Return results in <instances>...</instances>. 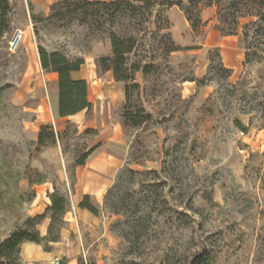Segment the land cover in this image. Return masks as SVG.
<instances>
[{
  "label": "rangeland",
  "instance_id": "1",
  "mask_svg": "<svg viewBox=\"0 0 264 264\" xmlns=\"http://www.w3.org/2000/svg\"><path fill=\"white\" fill-rule=\"evenodd\" d=\"M68 1L51 15L54 2L44 10L8 0L0 243L21 230L41 239L22 242L0 264H264L263 24L247 13L233 23V0H220L221 17L201 1L197 30L161 0L141 11ZM111 32L136 38L128 65H149L130 71L137 87L129 100L124 82L98 64L111 54ZM39 45L84 59L72 75L86 80L90 108L58 115L57 74L41 68ZM126 110H142V123L126 121ZM85 195L95 212L78 206ZM58 197L62 212L50 208Z\"/></svg>",
  "mask_w": 264,
  "mask_h": 264
},
{
  "label": "trees",
  "instance_id": "2",
  "mask_svg": "<svg viewBox=\"0 0 264 264\" xmlns=\"http://www.w3.org/2000/svg\"><path fill=\"white\" fill-rule=\"evenodd\" d=\"M140 5H132L130 0H112V1H96V0H82L77 8L83 7H99L104 9H111L119 11L123 6L132 7L135 10H148L149 6L154 0H133ZM204 0H161L159 3L164 7L176 6L184 14L192 30H197L200 23V2ZM68 0H57L50 6L51 15L54 11H57L62 4L68 3ZM220 0H206L205 7L215 5L217 8V14L221 17ZM240 5V7H238ZM229 8H233L234 17L233 23H237V17L240 15L253 14L257 17V20L253 22L254 25L262 26L264 30V0H233L230 2ZM9 9L8 0H0V36L3 35L6 25V14ZM244 9V10H243ZM235 32L234 27L225 34H233ZM110 46L111 54L108 56H102L98 60V64L102 66L104 70H110L115 79L124 82L125 98L129 100L131 98V87H137L136 83H130L133 77L130 71H142L146 72L149 69V65H140L139 63H131L128 65V58L136 46V38L134 36H120L114 32L110 33ZM174 50V43L171 42L168 52ZM246 51L244 63L250 62V53ZM257 56V53H252ZM39 63L44 71H51L57 74V112L60 117L71 116L83 109H88L91 103L88 100V86L85 79L74 78L72 74L79 71L80 66L84 63L82 58L70 59L65 54L59 51H47L43 46H38ZM260 58V57H259ZM218 69L221 70L224 75L229 76L231 70L224 67L221 61L217 63ZM142 110L133 113L131 111H124V119L131 120L130 123L134 126H139L142 123V119H136L137 115ZM236 126L241 131L246 130L241 123L236 120ZM46 127L42 126L38 135V142L43 143ZM52 140L53 134H49ZM90 151L84 153L78 164H83L84 160L89 155ZM64 199L58 197L51 200L50 208L56 212L64 211ZM80 208H86L91 212H95L96 209L88 204V196L85 195L83 199L78 203ZM43 238V237H42ZM41 236L36 230H21L12 232L7 238L0 243V257L7 260L16 258L19 252V245L25 241L39 242Z\"/></svg>",
  "mask_w": 264,
  "mask_h": 264
},
{
  "label": "crops",
  "instance_id": "3",
  "mask_svg": "<svg viewBox=\"0 0 264 264\" xmlns=\"http://www.w3.org/2000/svg\"><path fill=\"white\" fill-rule=\"evenodd\" d=\"M35 1L40 2V3H43L44 10H45L49 6V4H51L52 2H55L57 0H35ZM96 1H112V0H96ZM56 81H57V77H56ZM84 194H88V193H84Z\"/></svg>",
  "mask_w": 264,
  "mask_h": 264
},
{
  "label": "built area",
  "instance_id": "4",
  "mask_svg": "<svg viewBox=\"0 0 264 264\" xmlns=\"http://www.w3.org/2000/svg\"><path fill=\"white\" fill-rule=\"evenodd\" d=\"M18 39H19V36H18L17 38H14V39L10 42V47H11V49H13V48L16 47ZM54 264H58V261H55Z\"/></svg>",
  "mask_w": 264,
  "mask_h": 264
}]
</instances>
